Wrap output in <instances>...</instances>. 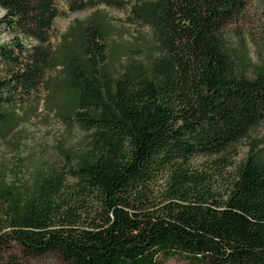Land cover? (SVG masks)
Instances as JSON below:
<instances>
[{
	"label": "trees",
	"instance_id": "1",
	"mask_svg": "<svg viewBox=\"0 0 264 264\" xmlns=\"http://www.w3.org/2000/svg\"><path fill=\"white\" fill-rule=\"evenodd\" d=\"M98 3L127 5L159 54L114 71L95 19L53 52L54 0H0L14 36L0 44L11 67L0 77V136L17 125L15 108L37 102L52 65L64 73L50 93L58 116L90 132L60 166L24 181L0 172V264H24L14 247L68 264H264V148L249 137L264 123V59L252 64L245 38H227L249 20L264 27V0L68 1ZM202 156L209 171L191 165Z\"/></svg>",
	"mask_w": 264,
	"mask_h": 264
},
{
	"label": "rangeland",
	"instance_id": "2",
	"mask_svg": "<svg viewBox=\"0 0 264 264\" xmlns=\"http://www.w3.org/2000/svg\"><path fill=\"white\" fill-rule=\"evenodd\" d=\"M69 0H54L61 14L55 18L51 31L50 46L56 52L63 41V34L79 22L89 19L98 21L104 29L105 43L110 50V68L118 70L129 60L148 61L158 55L150 29L130 17L129 7L116 8L98 3L82 10H72ZM132 2L133 0H124ZM5 11L0 7V44L12 47L14 36L3 16ZM239 31V33H238ZM247 42L248 56L252 64H259L264 59V27L253 20L241 26H232L227 38L230 45L236 47L239 37ZM19 41L30 46L32 40L19 36ZM7 61L0 59V77L10 69ZM61 66H50L45 71L43 86L37 93V102L15 108L18 123L13 130L0 136V172L5 174L6 181L16 178L19 181L29 179L36 168L47 169L60 166L62 153L78 149L89 137L90 132L76 123H66L58 116L56 103L50 95L63 78ZM62 95V89L59 90ZM251 139H258L264 148V123L255 127L249 134ZM242 140L238 145L235 161L239 162L248 150V142ZM211 159L207 156L192 159L191 165L196 170L209 171ZM230 171V168L228 169ZM12 253L20 263L27 264H68L58 252L50 251L41 256H23L17 247ZM162 264H188L183 256L168 257Z\"/></svg>",
	"mask_w": 264,
	"mask_h": 264
}]
</instances>
